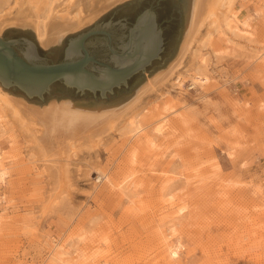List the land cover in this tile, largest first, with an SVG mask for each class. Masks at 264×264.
Instances as JSON below:
<instances>
[{
	"label": "rangeland",
	"instance_id": "rangeland-1",
	"mask_svg": "<svg viewBox=\"0 0 264 264\" xmlns=\"http://www.w3.org/2000/svg\"><path fill=\"white\" fill-rule=\"evenodd\" d=\"M94 1L84 14L101 10ZM136 1L97 13L95 21L47 47L31 25L6 26L0 37H23L44 58ZM191 1L179 0L184 21L174 50L134 89L109 101L60 98L45 106L113 107L133 98L180 58ZM14 5L0 0V15ZM220 14L201 29L169 83L143 97L137 115L145 136L133 138L124 122L96 151L72 153L61 176L40 158L32 138L0 114L7 173L0 184L6 197L0 264H264V0H230ZM233 14L245 21L236 34L226 24ZM196 77L205 83L193 84Z\"/></svg>",
	"mask_w": 264,
	"mask_h": 264
},
{
	"label": "bare ground",
	"instance_id": "bare-ground-1",
	"mask_svg": "<svg viewBox=\"0 0 264 264\" xmlns=\"http://www.w3.org/2000/svg\"><path fill=\"white\" fill-rule=\"evenodd\" d=\"M124 1L126 0H98L102 7L99 12L103 13L104 10L113 8ZM93 2L96 1L93 0ZM93 2L91 0H15V5L10 10L8 9L9 11L5 12V15H0V29L6 26L29 27L31 25L37 33L39 43L47 47L60 42L69 32L95 21L98 11L96 14L90 15L83 13L84 6L92 5ZM228 5H230V0H192L187 37L180 58L170 68L151 78L138 94L124 104L105 107L102 106L103 104L98 106L63 101L52 102L45 107H37L9 95L0 88L1 119L10 118L20 130L26 135L28 134L34 143L33 148L35 146L41 155L40 158L42 157L52 170H57V173L59 171V176L62 175V170H67L68 159L72 153L83 150L86 152L96 151L104 138L114 133L118 126L124 122L130 126L133 138L140 137L142 139L145 136L144 128L138 121L137 112L143 97L151 95L169 83L168 81L183 65L193 45L198 41L201 29L208 26L209 23L210 25L216 24L218 15ZM96 8L98 7L96 6ZM75 10L77 14L73 15ZM87 12L89 14L91 10ZM43 13H45L44 17H42ZM244 23L245 21L238 20L235 14L226 18L227 27L232 34H236ZM200 62H204V57L200 58ZM201 83H205L201 78L193 79V84ZM162 129L163 125L161 124L155 128V132L161 134ZM151 141H147L148 144H152ZM6 174L0 157L1 181L6 178ZM63 180L66 181L65 178ZM182 212L183 208L178 211L179 214ZM172 257L173 259L177 258L178 253L172 251Z\"/></svg>",
	"mask_w": 264,
	"mask_h": 264
},
{
	"label": "water",
	"instance_id": "water-1",
	"mask_svg": "<svg viewBox=\"0 0 264 264\" xmlns=\"http://www.w3.org/2000/svg\"><path fill=\"white\" fill-rule=\"evenodd\" d=\"M147 9L138 21L140 31L134 42V51L115 55L112 58L114 66L90 55L86 43L94 55L100 59L107 58L108 53L100 52L97 45L105 43L107 36H112L117 45V41H121L125 35L122 20L133 19ZM153 11L158 13L161 20L167 19L170 23L165 33L167 51L151 71L162 64L176 46L184 21V9L179 0H140L115 10L86 33L70 38L64 61V51L47 52L42 63L36 54L35 45L30 41L23 43L0 37V83L14 95L40 107L45 106L49 99L73 98L103 102L126 94L144 79L147 67L159 58L162 51L163 41L160 35L156 37ZM101 35L105 36L102 38ZM17 47L18 52L15 49ZM141 72L143 74L134 77L127 89L113 93L115 88L127 86L129 80Z\"/></svg>",
	"mask_w": 264,
	"mask_h": 264
},
{
	"label": "flooded vegetation",
	"instance_id": "flooded-vegetation-1",
	"mask_svg": "<svg viewBox=\"0 0 264 264\" xmlns=\"http://www.w3.org/2000/svg\"><path fill=\"white\" fill-rule=\"evenodd\" d=\"M154 11H155V9H153ZM148 11V9L147 10H142L141 12H139L138 14H137V16L135 17V18H133V19H130V18H128V19H124V20H122V22L125 24V27L123 28V31H124V33H125V35H123V38L121 39V41H117L118 42V44L116 45L115 44V41H114V39H113V37L112 36H110V37H108L107 36V38H108V40L106 39V41H105V43H102L101 42V44H98L97 45V49L100 51V52H105V53H108L107 54V58H105V59H100L97 55H94L91 51H90V49H89V47H88V45H87V43H86V48H87V50H88V52L90 53V55H92V56H95L98 60H100V61H103V62H105V63H109V64H111L112 66H114V64L112 63V58L115 56V55H122V54H126L128 51H130V50H132V51H134V48H135V46H134V42H135V40H137V37H138V33H139V31H140V28H139V26H138V21H139V19H140V17L145 13V12H147ZM153 11V14H154V16H155V34H156V37L158 38V35H160L161 36V38H162V41H163V44H162V51H161V53H160V55H159V58H156V59H154L152 62H151V64L147 67V69H146V72L147 71H149L152 67H153V65L156 63V62H158V61H161L162 59H163V57H164V55H165V53H166V51H167V42H166V37H165V33H166V31H167V28H166V26H168L169 25V23H170V20H161V17L158 15V13H156V12H154ZM94 30H102V29H94ZM105 35H101V37L103 38ZM5 39V38H4ZM5 40H18V41H22L23 43H26V42H28L25 38H23V37H19V38H15V39H5ZM123 40V41H122ZM116 42V43H117ZM119 44H121V45H123L122 47H120V46H118ZM67 45H68V43H67ZM67 45H66V47H67ZM20 47V46H19ZM19 47H17V48H15L16 49V51L18 52V49H19ZM66 47L64 48V52H63V59H62V61H64L65 60V50H66ZM36 54L38 55V56H40L39 54V50L36 48ZM22 56V55H21ZM41 58V57H40ZM42 59V58H41ZM42 63H44V59H42ZM140 74H143L142 72L141 73H138V74H136L135 76H133L130 80H129V82H128V85L127 86H122V87H120V88H115L114 89V92L113 93H115L116 91H118V90H120V89H127L128 87H129V85L131 84V82H132V80L134 79V77H136L137 75H140ZM74 90V89H73ZM75 92H76V90H75ZM77 93V92H76ZM113 93H108V95L109 94H113Z\"/></svg>",
	"mask_w": 264,
	"mask_h": 264
},
{
	"label": "built area",
	"instance_id": "built-area-1",
	"mask_svg": "<svg viewBox=\"0 0 264 264\" xmlns=\"http://www.w3.org/2000/svg\"><path fill=\"white\" fill-rule=\"evenodd\" d=\"M5 179H6V178H5ZM5 179H4L3 181H1V179H0V184H1V185L4 184ZM5 201H6V197H5V195H4V194H0V205H3V204L5 203Z\"/></svg>",
	"mask_w": 264,
	"mask_h": 264
}]
</instances>
